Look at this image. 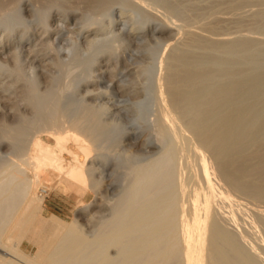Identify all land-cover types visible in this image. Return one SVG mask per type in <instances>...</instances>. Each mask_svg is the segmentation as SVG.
I'll use <instances>...</instances> for the list:
<instances>
[{"label":"bare ground","instance_id":"obj_1","mask_svg":"<svg viewBox=\"0 0 264 264\" xmlns=\"http://www.w3.org/2000/svg\"><path fill=\"white\" fill-rule=\"evenodd\" d=\"M23 1L0 0V27L8 29L10 34L14 29V24L18 21L22 22L20 10L24 4ZM150 1L153 4L161 5V8L163 7L161 11L165 8L166 12L175 20L174 17L183 19L187 17L184 19V25H187L185 23L188 22L186 20L190 15L195 18L190 16L189 20L196 19L198 23L194 22L199 25L195 26L198 29L196 31L187 28L185 31L181 29L184 33L182 34L183 39L182 35V40L179 38L180 42H176L178 38L176 41L173 38H167L173 39L176 44L169 45L168 50L170 51L166 54L167 57L162 54L161 59H165L159 60L157 64L153 62L155 67L147 66L153 68V71L157 69L156 74L149 82L150 84L147 82L145 84V80L141 81L142 86L146 85L145 90L149 87L147 85H150L147 95L142 93L139 97L138 93L137 99L135 100L134 96V101L131 100L130 107L132 108L129 114H132L133 119L137 121L140 118L139 115L136 117L139 103L145 97L148 98V105L142 103L141 108L148 106L147 112L143 111L151 118H142L141 116L140 120L145 119L144 125L151 132V142L148 139L145 150H150V152H147L143 158L139 157V159L136 155L138 159L133 158L130 161L126 159L125 161H128L126 164L123 163V159L117 157L111 161L115 154L111 156V149L109 151L106 148L117 140L118 126L115 130H111L110 126L105 124L102 119L108 108L95 107L84 98L85 93L89 95V99L98 98L101 96V92L96 89H93L96 91L93 92L90 89L84 92L83 97L75 96L79 84L89 81L90 67L94 65L92 62L95 58L94 52L100 49H93L92 54L94 55L89 53L90 55L86 56L88 53H84L85 56H83L81 50V54H78L75 52L77 48L71 44V48L68 46L71 52L65 48L69 54L66 52L67 55L64 56L69 57L65 58L66 61L65 59L61 61V57H58L59 54H56L58 51L54 53L52 44L51 50L54 52L50 51L57 55H55L56 60L53 57L55 61L50 58L51 52L48 53V58L52 60L53 68H56L54 69L57 70L56 74L58 73V75L54 74L55 77L51 75L54 70L51 68L52 66L49 67L51 60L48 61L49 63L44 62L46 66L47 63L49 64L48 67L41 64L39 69L41 66H43V70L52 69L51 76L48 75L49 79L46 76L48 81L46 80L43 87H40V75L35 74L36 66L31 65L34 71H30V69L27 72L26 70L29 68L25 70L24 66H21L22 63L18 62V56H23V54L17 49L13 58H11L12 55L9 56L11 60H14L11 66H6L10 62L6 65L3 64L2 61L5 60L0 62L7 67L5 69L3 66L2 71L13 80V82L11 80L12 83L9 82L10 85L3 84L4 87L2 82L3 89L0 91L4 94L5 86H7V91L9 89L8 92H11L13 87L18 88L16 90L20 96H18L19 94L15 96L14 90L10 96L20 97L24 109L27 108L29 111L27 114H23L14 110L13 108L20 104L17 102L12 108L13 113L8 115L9 122L4 118L8 124L3 122L4 119L3 121L0 119V253L3 254L0 255V264H264L262 244L260 246L254 242V238L253 240L249 239L251 232L249 234L244 227L239 226L240 224L236 220L238 218L235 216L237 211L234 212L230 207V204L237 202L233 193L247 196V198L253 199L254 203L263 201L264 204V41H260L263 43L260 45L259 42L243 34L237 36L224 34V36L221 34V30L228 26V21L225 22L228 16L224 17L225 20L213 16L214 14L225 16L227 15L224 14L225 12L232 16L238 15L236 11L241 8L248 6L250 9V4L260 7L264 0ZM34 3L38 7L32 5L35 10L31 9L34 11L31 13H35L37 19L43 24L46 22V25L50 15L48 12L53 8H57L55 11L60 9L63 15L65 13L71 16L76 10L82 8L81 12L78 11L81 16L87 17V20L90 23L92 21L93 24L96 19L102 17L98 20L102 25L103 17L106 19L111 15L110 12L114 6H119L121 10L136 9L140 27L154 23L167 29L170 22L168 17L162 14L163 18L167 17L169 22L160 19V17L156 18L157 14L154 16L153 12H150L152 9L148 11V7L146 8L141 0H34ZM153 4L152 6H154ZM263 4L261 5L264 6ZM30 5L29 8H32ZM197 9L200 12L194 15L196 12L194 10ZM257 9L256 12H252L253 14L250 13L251 18L264 22V8H262L263 10ZM27 10L29 9L27 8ZM204 10L209 12L208 17L204 15ZM217 12L222 13L217 14ZM203 15L206 18L202 17ZM246 15L244 14L245 17ZM197 16L200 17L197 18ZM209 16H213V19L205 21ZM83 17L79 16V18ZM239 18H234L235 21L233 18H229L230 27L232 23L235 27L240 26L241 30L242 19L239 20ZM243 20L245 21V19ZM244 24L248 26L247 23L244 22ZM164 27L163 30H165ZM232 27L229 32H235V27ZM254 27L256 25L251 28V31L259 28V26L258 28ZM25 28H20L23 30L18 35L19 40L25 37L27 33ZM43 28L45 32L48 30V26ZM61 28L63 27L61 26ZM256 30L252 32L257 34ZM220 31L221 33H219ZM251 31L248 30L250 33ZM12 33L13 37L9 33V36H6L14 38V31ZM263 33L264 31L261 32V34ZM163 38L160 40L159 37L157 43L166 42H163ZM92 43L89 44L92 46L95 42ZM50 44L48 43V47ZM42 45L44 44L42 43ZM54 46L56 47L55 44ZM48 47L46 45L45 49L41 51L46 52ZM138 48L145 50L150 48L149 51L153 49L143 46ZM33 49H35L34 46ZM60 49H58L59 52L64 50ZM88 49L90 50V48ZM105 49L107 50V48ZM154 52L152 50L151 55ZM113 55L115 53L110 50L107 56ZM36 56L34 54L35 58ZM45 56L48 55L45 53ZM34 57L32 60L35 59ZM39 57L44 59L42 55ZM70 57L75 61L74 64L79 65L78 68L76 67L77 70H75L76 68L74 70L77 72L81 68L79 73L77 72L78 74L75 72L73 74L71 72L73 69L69 70L74 67L67 63ZM58 58L60 59L57 60ZM117 58L119 59V57ZM38 59L40 60V58ZM38 59L37 61H39ZM28 63L33 64L34 62ZM66 63L70 66H66ZM91 63L92 66H90ZM150 71L149 73H151ZM140 72L144 74L142 70ZM48 73L49 71H47ZM4 75L2 73L0 76ZM137 76L139 77V75ZM5 77L7 76L5 75ZM103 78L96 79L95 85H105L107 82ZM112 80H109V84ZM133 81L135 82V80ZM140 85L138 84V86ZM105 86L109 87L110 85ZM136 90L138 89L136 88ZM124 92H122L123 95ZM127 94L125 93V98ZM3 99L5 100L6 96ZM6 100L9 101V99ZM129 101L127 102L129 103ZM1 106L3 107V104ZM23 106H21L22 109ZM2 114L0 113L1 117H3ZM3 115L8 117L7 113ZM127 120L132 123V119ZM117 125L120 126V124ZM138 128L136 129L138 130ZM47 139H52V144L48 143ZM124 143L126 144V142ZM249 147L252 148V151L245 152ZM52 180L61 184L64 191L77 192L81 200H84L87 192H91L92 195L99 196L101 199L103 197L101 193L104 190L108 194L105 199L111 201V204L108 205L105 201L103 203L100 200L103 204L100 205L99 202V205H95L97 211L92 212L94 218L89 219H96L94 222L92 221L91 229L87 232L84 231L85 228L84 230L80 229L76 216L62 230L42 234L36 230V227H42V221L36 217V212L40 208L43 198L37 195L39 191L36 193V188L46 182L53 183ZM101 186L103 187L102 192ZM44 187L46 188V186ZM81 200L79 199V203L82 202ZM90 206L91 203L83 205L79 212L80 217ZM251 213H254L253 219L256 220L257 225L261 223L260 225L264 226V213L262 214L261 211ZM237 217H239L238 214ZM240 218L238 221L242 219ZM241 221L243 223L245 219ZM35 223L36 227H33ZM263 230L261 228L262 236ZM256 239L258 240V238ZM23 240L35 248L33 253L29 252L30 246L23 245Z\"/></svg>","mask_w":264,"mask_h":264},{"label":"rangeland","instance_id":"obj_2","mask_svg":"<svg viewBox=\"0 0 264 264\" xmlns=\"http://www.w3.org/2000/svg\"><path fill=\"white\" fill-rule=\"evenodd\" d=\"M142 2H143V5L147 8L148 7V11L150 10V9H152V10H150V12H153L152 14L156 17V18H159L160 17V19H163V20H165V21H167V22H169V28L167 27V29H165V27H164V29L165 30H163V27H161V26H158L157 24H154V23H151V24H148V25H146V26H144V27H140L141 25H139L140 24V22H139V18H138V16H137V14H138V11L136 10V9H130V8H126L125 10H121V8H119V6H114V8L112 9V11L110 12V14L111 15H109V16H107L106 17V19L103 17V22H102V25H101V22L100 21H98L100 18L102 19V17H99L98 19H96L95 20V23L93 24V22L91 21V19H89L90 21H91V23L87 20L88 18L87 17H83V16H81V9L82 8H80L79 10H76L75 12H74V15H67V14H65L64 13V15H63V13L61 14V11H60V9L59 10H57V11H55L56 9L55 8H53V10H49V12H48V14L50 13V15L48 16V21H47V25H46V22H45V24H43V23H41L38 19H37V17H36V14L35 13H31V12H34V11H31V9H33V10H35V8L34 7H36L37 6V2L35 1V3H37L36 4V6H35V3H34V0H32V1H28L29 3H34V4H29L28 2H27V0H24L23 1V5H22V7H23V9H22V7H21V10H20V14L22 15H20V17H22L21 18V21L22 22H17V23H15L14 25V29H13V31H14V38H12L13 37V31L11 32V34H10V32H8V29H6L5 30V28L3 27V28H1L0 27V52H2V53H0V62L2 61V60H5V61H2L3 62V64H7V63H9V64H7L6 66H11L12 65V63H13V59L11 60V58H13V54L15 55L16 54V52H17V50H18V52H20L21 54H23V56H18V58H19V63L21 64V66H24L23 68L26 70L27 68H29V69H27L26 71L27 72H29V70L30 71H34V70H32V68H31V65L32 66H36V69H35V71L37 72H35V74L37 75V76H39V81L41 80L42 81V83H41V81H40V87H43L45 84H46V80L47 79H49V77L51 76V75H53L54 77H55V75L54 74H56V72H57V70L55 71V69L53 68V65H52V60L53 61H55L56 60V57H55V55L57 54H59L58 55V57H61V61H62V59H65L67 56H64V55H67V53L69 54V52L68 51H65V48H67L66 50H69L71 47H70V45L72 44H74L73 45V47L75 46L76 48H74V49H76L75 50V52H77L78 54H81V55H83L84 53H88L86 56H88V55H94L95 54V58H94V60L92 61V62H94L93 64L95 65H93L92 66V63L90 64V66H92V67H90L91 69V71H90V79H92V80H90L89 79V81L91 82H89V84H88V82H86V83H84V82H82V83H80L79 85L80 86H78L76 89H77V92L75 93V96L77 97V98H79V97H83V94H84V92L85 91H89L90 89L91 90H93V89H96V90H99V92H101L100 94H101V96L100 97H98V98H91V99H89V95L87 94V93H85V99H86V101L88 102V100L90 101L89 103H91V104H93V106H95V107H99V106H102V107H105V108H108L107 109V111H106V113H104V115L102 116L103 118V120H104V122H105V124H108L109 126H110V128H111V130H115L116 129V127L118 128V132L120 133H118V136L116 137V139L118 140H116L115 142H112V143H114V144H110L109 146H108V148H106V150H109L110 151V149H111V156L112 155H114L113 157H112V159H111V161H113V158L115 159L116 157L117 158H121V159H123V163L124 164H126V162H128V161H130V160H132L133 158H136V159H138L139 157L140 158H143V156H145V154H147V152H150V150H145L146 148H145V145L147 144V141H149V142H151V135H150V131H148L149 129L147 128V126L146 125H144V120L143 119H141L140 120V118H141V116H142V118H151V116H148L145 112H147V108H148V106L146 107V106H144V108H141V106H143V104L142 103H147L146 105H148V98L146 99V97L142 100V102H140L139 103V108H138V106H137V108L139 109V111L134 107V109L135 110H137V116L136 117H138V115H139V117L140 118H138V120L137 121H135V119H133L134 118V116L132 115V114H129L130 113V110H131V108L132 107H130L131 106V100H133L134 101V96H135V100L137 99V97L139 96H141L142 95V93L144 94V95H147V93H148V88H150V85H147V90H145L146 89V82L148 83V84H150L149 82L151 81V78H153V75H155L156 73H155V71L157 72V69L155 70V71H153V68H151V67H155V66H153V62H155V64H157V62L159 61V60H163V59H165V58H163V59H161L163 56L164 57H167V55L166 54H168L169 52L168 51H170V50H168L169 48H170V46H172L173 44H176L175 43V41H176V38H180L181 39V35L184 33L183 31H185V30H187V29H192V30H198L195 26H197V25H199V24H195V22L196 23H198V20H196V19H192V21H190L189 20V18H190V16H188L189 18H188V20H186V22L187 23H185V24H187V25H184V19H187V17L186 18H182V17H174V18H176V20L175 19H173L172 18V16L170 15V14H168L167 12H166V10H165V8H164V10H165V13L163 12V11H161L162 10V8H161V5H158V3L155 5V4H153L150 0L148 1H144V0H141ZM148 2V3H147ZM148 5H147V4ZM154 5V6H152V4ZM264 2H262L261 4H263ZM150 4V5H149ZM260 4V7H257V5L256 4H252L253 5V7H252V5L250 4L249 6H251L250 7V9H249V7L248 6H245V8L243 7V8H241L239 11H236L237 12V14L238 15H236V14H234L233 16L230 14V13H224V14H227V15H225V16H221V15H213V16H217V17H221L222 19L225 17L226 18V16H230L229 18H233V21H235L237 18H239L240 16H242V17H244V18H239V20L240 19H242V26H241V30H240V26H237V27H235V26H233L232 25V23H231V27L233 26V27H235V32L234 31H230L229 32V29L231 28L230 27V23H229V21H230V19L227 17L226 18V23H227V21H228V23H227V27H230L229 29H227L228 30V32H227V30L225 29V28H227L226 26H225V28L223 29V30H221L222 31V33H221V31L219 32V33H221V34H227V36H237V35H240V34H243V35H246L248 38H250V39H252V40H255V41H257V42H259L260 43V45H262L263 43H261L260 41H264V33L263 34H261V32L262 31H264L263 29H264V22H260V21H256V20H253L252 18H251V16H250V13H254V12H256V9L258 8H260L261 10H263L262 8H264V6H262ZM24 5H26V6H24ZM29 5L30 6H32V8H29ZM256 5V6H255ZM264 5V4H263ZM160 6V7H159ZM208 6V5H207ZM38 7V6H37ZM27 8L29 9V10H27ZM154 8V9H153ZM120 9V10H119ZM205 9V8H204ZM257 9V10H258ZM259 9V10H260ZM206 10H208V9H206ZM250 10V11H249ZM252 10V11H251ZM254 10V11H253ZM22 11V12H21ZM51 11V12H50ZM59 11H60V13H59ZM78 11H80V12H78ZM194 11H196L195 13H194V15H196V13L198 14L199 12H200V10H199V12H198V9L197 10H194ZM209 11V10H208ZM206 12L205 10L203 11V13H204V15H207L209 12ZM125 12V13H124ZM158 12V13H157ZM193 12V11H192ZM235 12V13H236ZM27 13H29V14H27ZM56 13V14H55ZM79 13V14H78ZM164 13V14H163ZM166 13H167V15H166ZM206 13V14H205ZM222 13V12H221ZM221 13H219V12H217V14H221ZM239 13H241L240 14V16H239ZM252 13V14H253ZM35 14V16H33ZM47 14V15H48ZM76 14V15H75ZM164 15V16H167L166 18L169 20H167L165 17V19L163 18V16L162 15ZM223 14V15H224ZM233 14V13H232ZM244 14L246 15V17L244 16ZM53 15V16H52ZM63 15V17H61ZM169 15V16H168ZM202 16V17H205V16ZM209 15V14H208ZM208 15H207V17H208ZM236 15V16H235ZM31 16V17H30ZM32 16H33V18H32ZM67 16V17H66ZM79 16L80 17H83V18H79ZM134 18H133V17ZM213 16H209V18H207V19H205V21H211L212 19H213ZM235 16V17H234ZM237 16H239V17H237ZM119 17V18H118ZM130 17V18H129ZM171 17V18H170ZM193 16H191V18H192ZM198 17H200V16H197V18ZM27 20H26V19ZM54 18V19H53ZM193 18H195V17H193ZM206 18V17H205ZM225 18L223 19V20H225ZM234 18H236V19H234ZM36 19V20H35ZM78 19H80V20H78ZM177 19H179V20H177ZM201 19V18H200ZM228 19V20H227ZM243 19H245V21L243 20ZM250 21H249V20ZM24 20H26V21H24ZM28 20H29V22H28ZM61 20V21H60ZM89 22L88 24H87V21ZM93 20V19H92ZM133 20V21H132ZM138 20V21H137ZM202 20V19H201ZM232 20V19H231ZM32 21V22H31ZM112 21V22H111ZM114 21V22H113ZM129 21H131V22H129ZM176 21V22H175ZM178 21H180V22H178ZM189 21H190V23H191V25H190V23H189ZM195 21V22H194ZM203 21H204V18H203ZM232 21V22H233ZM245 23H247V25L248 26H245L246 24H244V22ZM256 21V22H255ZM38 22H40L39 23V25H38ZM81 22V23H80ZM136 22H138L137 24H136ZM231 22V21H230ZM20 23H21V25H20ZM24 23V24H23ZM26 23H28V24H26ZM69 23V24H68ZM99 23H100V25H99ZM117 23V24H116ZM226 23H225V25H226ZM253 23H255L254 25H256V27L258 28V26H259V28L261 27V29L260 30H256L257 31V34H256V32H252V31H255V30H252L251 31V28L254 26V25H252ZM259 23V25L257 26V24ZM23 24V25H22ZM41 24V25H40ZM43 24V25H42ZM66 24V25H65ZM75 24V25H74ZM82 24V25H81ZM93 24V25H92ZM104 24V25H103ZM107 24V25H106ZM130 24V25H129ZM173 24V25H172ZM193 24H194V26H193ZM233 24H234V22H233ZM243 24H244V26H243ZM27 25H28V27H27ZM84 25V26H83ZM99 25V26H98ZM177 25H179V26H181V27H179V26H177ZM234 25H236V24H234ZM261 25V26H260ZM17 26V27H16ZM29 26H30V28H29ZM39 26H41V27H39ZM44 26H48V30H47V28H46V32H45V30H44V28L43 27ZM60 27V29H59V27ZM61 26L63 27V28H61ZM95 26V27H94ZM137 26H138V28H137ZM149 28H148V27ZM176 26V27H175ZM186 26H188V27H186ZM193 26V27H192ZM252 26V27H251ZM26 27V28H25ZM82 27V28H81ZM104 27V28H103ZM157 27H158V29H160V30H158L157 29ZM184 27V28H183ZM198 27V26H197ZM232 27V28H233ZM244 27V29H242ZM256 27H254V28H256ZM19 28V29H18ZM20 28H25L26 30H27V33H26V35H25V37L24 38H26L27 36H29V37H27L26 39H20L19 40V38H18V35H19V33L23 30V29H20ZM41 28V29H40ZM55 28H58V29H55ZM87 28V29H86ZM156 28V29H155ZM179 28H180V30H179ZM185 28H187V29H185ZM194 28V29H193ZM263 28V29H262ZM16 29V30H15ZM18 29V30H17ZM24 29V30H25ZM53 29V30H52ZM101 29V30H100ZM155 29V30H154ZM183 31H182V30ZM239 29V30H238ZM25 30V31H26ZM42 30V31H41ZM64 30V31H63ZM83 30V31H82ZM95 30V31H94ZM154 30V31H153ZM157 30V31H156ZM226 30V31H225ZM230 30H232V29H230ZM243 30V31H242ZM248 30L249 31H251V33L250 32H248ZM262 30V31H261ZM9 33V35L11 36L12 35V37L10 38V37H7V36H9L8 35V33ZM30 31V32H29ZM32 31V32H31ZM49 31V32H48ZM97 31V32H96ZM129 31V32H128ZM176 31V32H175ZM180 31H182V32H180ZM240 31H242V32H240ZM246 31V32H245ZM259 31V32H258ZM261 31V32H260ZM4 32V33H3ZM6 32V33H5ZM100 32V33H99ZM139 32V33H138ZM175 32V33H174ZM225 32V33H224ZM227 32V33H226ZM243 32H245V33H243ZM46 33V34H45ZM78 33V34H77ZM228 33H230L229 35H228ZM233 33H235V34H233ZM237 33V34H236ZM239 33V34H238ZM248 33V34H247ZM253 33H255V34H253ZM5 34V35H4ZM48 34V35H47ZM128 34V35H127ZM141 34V35H140ZM259 34H261V35H259ZM4 35V36H3ZM7 35V36H6ZM50 35V36H49ZM58 35V36H57ZM123 35V36H122ZM127 35V36H126ZM179 35H180V37H179ZM224 35V36H225ZM6 36V37H5ZM43 36V37H42ZM54 36H57L56 38L54 37ZM136 36V37H135ZM140 36V37H139ZM156 36V37H155ZM176 36V37H175ZM3 37V38H2ZM18 39H16V38ZM90 37V38H89ZM133 37V38H132ZM143 37V38H142ZM160 37V40H162L161 38H163V37H165V38H163V42L164 41H166V42H164V43H162V41H160L161 43H157V39ZM173 38L175 41H173V39H167V38ZM175 37V38H174ZM7 38V39H6ZM9 38V39H8ZM41 38V39H40ZM53 38V39H52ZM98 38V39H97ZM129 38V39H128ZM131 38V39H130ZM15 39V40H14ZM38 39H39V41H38ZM68 39H70V40H72V41H70V40H68ZM88 39H90V40H88ZM91 39H92V41H91ZM96 39V40H95ZM133 39V40H132ZM156 39V40H155ZM178 39H177V41L176 42H180V39H179V41H178ZM182 39H183V35H182ZM181 39V40H182ZM256 39H258V40H256ZM261 39V40H260ZM54 40V41H53ZM57 40V41H56ZM95 40V41H94ZM128 40V41H127ZM141 40V41H140ZM171 40V41H170ZM15 41V42H14ZM37 41V42H36ZM56 41V42H55ZM65 41V42H64ZM68 41H69V43H68ZM94 43V45H90L89 43ZM91 41V42H90ZM97 41H98V43H97ZM158 41V42H159ZM9 42V43H8ZM47 42V43H46ZM137 42V43H136ZM42 43L46 46L47 45V47H48V43L50 44V48L48 47V49L46 48V52L45 51H41L42 49L44 50L45 48V46L44 45H42ZM75 43H77V44H75ZM92 43V44H93ZM104 43V44H103ZM154 43H156V44H154ZM8 44V45H7ZM20 44V45H19ZM53 44V45H52ZM54 44L56 45V47L54 46ZM97 44V45H96ZM53 47H52V46ZM71 45V46H72ZM88 45H90V46H88ZM119 47H118V46ZM170 45V46H169ZM13 46H15V47H13ZM33 46H34V48L35 49H33ZM68 46L70 47L69 49H68ZM78 46V47H77ZM152 47L153 49V54L151 55V53L150 52H152V50L151 51H149V49L148 50H145V49H143V48H140L141 49V51H140V49L138 48V47ZM263 46H264V44H263ZM2 47H3V49H2ZM40 47V48H39ZM43 47V48H42ZM51 47H52V49L55 51H53V50H51ZM86 47V48H85ZM116 47V48H115ZM121 47V48H120ZM169 47V48H168ZM27 48V49H26ZM63 48L64 50H61V49ZM88 48H90V50H91V52H90V50L88 49ZM105 48H107V50H108V52H107V50L105 49ZM118 48V49H117ZM138 48V49H137ZM17 49V50H16ZM30 49H32V50H30ZM57 49V50H56ZM58 49H60L61 51L59 52V50ZM87 49V50H86ZM96 50V49H100V50H96L97 51V53H96V51L94 52V50ZM102 49V50H101ZM130 49V50H129ZM144 51H143V50ZM2 50V51H1ZM15 50V51H14ZM29 50V51H28ZM48 50V51H47ZM53 51L54 53H56L57 51V53L56 54H53V52H51V51ZM80 50H81V53H80ZM89 50V51H88ZM110 50H112L114 53H115V55H113V56H110V57H108L107 55L109 54V51ZM11 51H13L12 53H11ZM31 51V52H30ZM70 51V50H69ZM100 52V54H99V52ZM148 52V54H147V52ZM15 52V53H14ZM30 52V53H29ZM51 52V54H50V58L52 59H50V58H48L49 57V54L48 53H50ZM67 52V53H66ZM71 52V51H70ZM94 52V54H92ZM104 52V53H103ZM165 52H167V53H165ZM29 53V54H28ZM37 53H41V54H37ZM44 53V54H43ZM45 53H46V55H48V56H45ZM90 53V54H89ZM103 53V54H102ZM108 53V54H107ZM126 53V54H125ZM137 53V54H136ZM156 53V54H155ZM9 54V55H8ZM31 54V55H30ZM33 54V55H32ZM34 54H35V56H36V54H37V56H36V58L34 57ZM100 55V56H96V55ZM118 54V55H117ZM162 54H163V56H162ZM166 56H165V55ZM8 55V56H7ZM11 55H12V57H11ZM29 55V56H28ZM45 56L44 57V59L42 58V57H39V56ZM56 55V56H57ZM2 56V57H1ZM11 58H10V57ZM83 56H85V55H83ZM116 56V57H115ZM23 57V58H22ZM35 58V59H33L32 60V58ZM55 59H53V58ZM69 57V56H68ZM67 57V58H68ZM115 57V58H114ZM117 57H119V59L117 58ZM130 57H132V58H130ZM17 58V57H16ZM17 58V59H18ZM38 58H40V60L38 59ZM42 58V59H41ZM48 58V59H47ZM109 58V59H108ZM126 58V59H125ZM130 58V59H129ZM135 58V59H134ZM24 59H26L25 61H23ZM30 59H31V61H32V63L33 64H31V63H28V62H31L30 61ZM37 59L39 60V61H37ZM60 58H58L57 60H59ZM100 59V60H99ZM129 59V60H128ZM157 59V60H156ZM36 60V61H35ZM50 60H51V63H50V65L48 64L49 62H50ZM67 59H65V61H66ZM116 62H115V61ZM136 62H134V61ZM8 61V62H7ZM21 61V62H20ZM46 61L48 62L47 63V66L45 65V63H46ZM64 61V62H65ZM69 61V62H68ZM67 61V63L68 64H70V65H72V66H74L73 68L71 67H69L70 69V71L73 69L74 70V68H78L79 67V65H77V64H74L75 63V61L74 60H72L71 59V57H70V59ZM71 61V62H70ZM108 61V62H107ZM138 61H139V63H138ZM4 62H6V63H4ZM27 62V63H26ZM40 62V63H39ZM45 62V63H44ZM98 62V63H97ZM114 62H115V65H114ZM119 62V63H118ZM126 62V63H125ZM131 63V64H128V63ZM133 62H134V64H133ZM261 62V61H260ZM263 62V61H262ZM39 63V64H38ZM66 63V64H67ZM123 63V64H122ZM24 64V65H23ZM43 65L44 64V66H46V67H48V65H49V67L50 66H52L51 68L52 69H54V70H52V69H50V68H46V67H44V68H46V69H44L43 70V66H41L40 67V69H39V66L40 65ZM66 65V66H70V65ZM102 64V65H101ZM106 64V65H105ZM117 64V65H116ZM262 64V63H261ZM0 65H2V63H0ZM5 65H2V67H0V70H1V72L3 73V75L5 74L7 77H5V75L4 76H0V86H1V83H2V85L4 84V85H10L9 84V82H11V80H12V77H10V76H8L6 73H4V71H2V69L5 67V69L7 68ZM29 65H30V67H29ZM77 65V66H76ZM134 65H136V66H134ZM4 66V67H3ZM8 66V67H9ZM34 66V67H35ZM66 66H65V68H66ZM120 66V67H119ZM147 66H151V67H147ZM100 67V68H99ZM115 67V68H114ZM141 67H143V68H141ZM77 68L75 69V70H77ZM106 70H105V69ZM112 68V69H111ZM145 68V69H144ZM151 68V69H150ZM49 69V70H48ZM103 69V70H102ZM112 71H111V70ZM117 69V70H116ZM126 69V70H125ZM155 69V68H154ZM38 70V71H37ZM51 70H52V72H51ZM71 71L72 73L73 72H75V73H79V71L81 70V68L76 72L75 70L74 71ZM93 70V71H92ZM120 70V71H119ZM124 70V71H123ZM130 70V71H129ZM143 71L144 72V74L142 73V72H140V71ZM150 70H152V71H150L151 73H149V71ZM39 71H43V72H40L39 73ZM47 71H49V73L47 74ZM101 71H103V72H101ZM110 71H111V73H110ZM123 71V73H121ZM0 72V75H2V73ZM46 72V74H43V73H45ZM50 72H51V75H50ZM54 72V73H53ZM93 74H92V73ZM95 72V73H94ZM98 72V73H97ZM116 72V73H115ZM140 72V73H139ZM53 73V74H52ZM75 73H73V74H75ZM77 73V74H78ZM131 73V74H130ZM76 74V75H77ZM101 74V75H100ZM111 74V75H110ZM122 74V75H121ZM139 75V77L137 76V75ZM143 76H142V75ZM48 75H50V76H48ZM56 75H58V73L56 74ZM92 75H94V76H92ZM96 75H99L100 77H96ZM114 75V76H113ZM121 75V76H120ZM127 75V77H125ZM150 76V77H147V76ZM48 78H47V77ZM73 76V75H72ZM113 76V77H112ZM5 79H4V78ZM45 77V79L43 80V78ZM57 77V76H56ZM91 77H93L94 78V80H93V78H91ZM104 77V78H103ZM118 77V78H117ZM139 79H138V78ZM47 78V79H46ZM99 78H103V79H105V81L107 82L105 85H110L109 87H107V86H105V85H95L96 83H97V80L99 79ZM113 78H115V79H113ZM128 78V79H127ZM129 78H131L130 80H129ZM97 79V80H96ZM112 80L111 81V84H109V80ZM122 79V80H121ZM129 82H128V81ZM132 80V82H134L133 80H135V82L134 83H132V82H130ZM143 80H145V84H144V86H142V82L141 81H143ZM43 81H44V83H43ZM48 81V80H47ZM120 81V82H119ZM122 81V82H121ZM126 81V82H125ZM12 82H13V80H12ZM11 82V83H12ZM125 82V83H124ZM144 82V81H143ZM83 83H84V85H83ZM94 83V84H93ZM119 83V84H118ZM131 83V84H130ZM86 84V85H85ZM130 84V85H129ZM138 84L141 86V88H140V86H138ZM4 85H3V87H4ZM96 87H95V86ZM122 85V86H121ZM126 86V87H124V86ZM137 85V86H136ZM118 86V87H117ZM131 86H132V88H131ZM6 87V89L4 88V90L5 91H3V92H5L4 94L0 91V93H2V94H0V105H2L3 104V107L1 106L0 107V113L2 114V112H3V114H5L6 115V113H7V116L10 114H12L13 113V111L14 110H17V112H22L23 114H27V112H29L28 111V109L27 108H25L24 109V106L22 105V101H20V97H18V96H20V94H19V92H17V90L16 89H18V88H15V87H13L12 88V90H14V92L11 90V92H8L9 91V89H8V91H7V86H5ZM104 87V88H103ZM143 87V88H142ZM1 89L0 90H2L3 88H2V86L0 87ZM9 88V87H8ZM80 88V89H79ZM82 88V89H81ZM109 88V89H108ZM125 88V89H124ZM134 88H135V90H136V88L138 89V90H134ZM139 88H140V90H139ZM86 89V90H85ZM132 90V91H131ZM104 91H106V92H104ZM107 91H108V93H107ZM124 91H128V92H130V93H128V92H124ZM139 91V92H138ZM8 92V93H7ZM15 93V96L16 95H18L16 98H15V96H10L11 94H13V93ZM79 92V94L77 95V93ZM93 92H96L95 90H93ZM115 93V95H113L114 93ZM122 92H124V95H123V93ZM135 92H137L136 94H134ZM106 93V94H105ZM125 93L127 94H129L130 95V97H129V95L127 94V99L125 98ZM133 94V96H131L132 94ZM139 93V94H138ZM121 94V95H120ZM138 94V96H136ZM113 95V96H112ZM120 95V96H119ZM123 95V96H122ZM5 96H6V99H9V101H11L10 103H9V101L7 102V100L5 101L3 98H5ZM106 96V97H105ZM122 96V97H121ZM12 97V98H11ZM119 97V98H118ZM102 98V99H101ZM122 98V99H121ZM96 99V100H95ZM98 99V100H97ZM101 99V100H100ZM118 99H120L119 101H118ZM130 101H129V100ZM147 100V102H146V100ZM2 100H4V101H2ZM106 100V101H105ZM112 100V101H111ZM114 100H115V102H114ZM122 100V101H121ZM126 100V101H125ZM12 101H13V103H12ZM105 103H104V102ZM127 101H129V103L127 102ZM17 102L18 103H20L19 104V106L17 105V106H15L14 104H17ZM103 103L105 104V106L103 105ZM126 105H125V104ZM117 104V105H116ZM129 104V105H128ZM142 104V105H141ZM4 105H7V106H4ZM8 105H10V106H8ZM13 105V106H12ZM121 105V106H120ZM123 105V106H122ZM15 106V108H13ZM21 106H23V109H22V107ZM110 106V107H109ZM6 109H5V108ZM130 107V108H129ZM146 107V108H145ZM2 108V109H1ZM9 110H8V109ZM14 110H13V109ZM116 108V109H115ZM119 110H118V109ZM12 109V110H11ZM22 109V110H21ZM8 110V111H7ZM26 112H25V111ZM117 110V111H116ZM145 112H144V111ZM2 111V112H1ZM119 111V112H118ZM25 112V113H24ZM144 112V113H143ZM110 113V114H109ZM128 115H127V114ZM2 114V116L3 117H1V115H0V119H2V121H3V119L5 118V119H7L6 121H8V120H10V118H9V116L8 117H5L4 115ZM29 114V113H28ZM118 115V116H117ZM125 115V116H124ZM127 115V116H126ZM148 117H147V116ZM120 117V118H119ZM122 118V119H121ZM5 119H4V123H7L8 124V122H6L5 121ZM105 119H106V121H105ZM127 119H132L131 121H132V123H130V120L128 121ZM126 120V121H125ZM1 121V120H0ZM128 121V122H127ZM138 121H141V122H139L138 123ZM133 122H135V123H133ZM117 124H120V126L119 125H117ZM133 126H132V125ZM144 125V128H147V129H145L144 130V128H143V125ZM135 125H136V127H135ZM142 126V127H141ZM120 127V128H119ZM140 129H139V128ZM136 128H138V130L136 129ZM122 130H123V132H122ZM121 131V132H120ZM138 131V132H137ZM143 131V132H142ZM140 132V133H139ZM142 132V133H141ZM149 132V133H148ZM127 133V134H126ZM146 133V134H145ZM149 134V135H148ZM122 135H123V137H122ZM263 136H264V134H263ZM262 136V137H263ZM143 137V138H142ZM124 138V139H123ZM142 138V139H141ZM145 138H147V139H145ZM264 138V137H263ZM130 141H129V140ZM149 139V140H148ZM144 140H146V141H144ZM264 140V139H263ZM128 141V142H127ZM47 142L48 143H50V144H52V139H47ZM124 142H126V144L124 143ZM131 142V143H130ZM145 142V143H144ZM117 143H119V144H117ZM130 143V144H129ZM144 143V144H143ZM132 144H135V145H132ZM111 145H113L112 147H111ZM115 145V146H114ZM118 145H120V146H118ZM126 146V147H125ZM136 146V147H135ZM110 147V148H109ZM116 147H119V148H117L116 149ZM116 152H115V151ZM247 151H245V152H251L252 151V148L251 147H249V149L247 148L246 149ZM117 151H119V152H117ZM113 152V153H112ZM118 153H119V155H118ZM138 153V154H137ZM140 153V154H139ZM142 153V154H141ZM117 154V155H116ZM120 155H121V157H120ZM136 155H137V157H136ZM119 156V157H118ZM131 156H133V157H131ZM135 156V157H134ZM139 158V159H140ZM126 159H128V161H125ZM110 161V162H111ZM109 162V163H110ZM53 181V183H50V182H46V184H41V185H39L37 188H36V193L39 191V193H37V195H39V196H41L43 199H42V203H41V205H40V208L38 209V211L36 212V214H37V218L38 219H40L41 221H42V227L40 228V227H36V223L33 225V227H36L37 229V231H39L40 233H42V234H47V233H51V232H53V231H60V230H62L63 228H64V226L66 225V224H68V223H70V221H73L74 219H75V217L77 216V218H78V220H77V224L79 225V227H80V229H82V230H84V228H85V232H87V231H89L90 229H91V223H92V221L94 222V220L96 219H89V218H94L93 216H92V212H94V211H97V207L95 206V205H99L98 203L100 202V200H102L101 202H103V201H105L106 202V204H108V205H110L111 204V201H106V197L108 196V194L107 193H105L104 192V190H103V187L101 186V192H102V190H103V193H101V195L103 196L101 199L99 198V196H94V195H92V193L91 192H87V194H86V196H85V198H84V200H81V198H80V195L77 193V192H75V191H64L65 189H64V187L61 185V184H59V183H56V181L55 180H52ZM49 183V184H48ZM47 184H48V186H47ZM53 185V186H52ZM55 185V186H54ZM44 186H46V188L44 187ZM49 187V188H48ZM53 187V188H52ZM75 192V193H74ZM75 194H77V195H75ZM235 194V195H234ZM233 196H234V198L237 200V202H233L232 204H230V207L233 209V211L235 212V210L237 211V212H235V216H236V218H240L241 220H243V219H245V221H246V223H248L247 225L249 226H247L246 225V223H245V221H243V223H242V221L241 220H239L238 221V219H236L237 220V222L240 224L239 226H242V228L244 227L246 230H247V232H249V234H250V232H251V234H250V236L251 237H249L248 235V237H249V239L251 240H253V238H254V242H256V243H258L260 246H261V244H262V246H263V248H264V232H263V236L261 235V233H262V231H261V228H262V230H263V225H260V224H258L257 225V222H255L254 221V219H253V215H254V213L252 214L251 212H255V211H261L262 212V214L264 213V204H263V201H255V203H254V200L253 199H251V198H247V196L245 197V196H242V195H239L238 193H233ZM239 196V198H237ZM95 197V198H94ZM243 197V198H242ZM93 198V199H92ZM104 198V199H103ZM79 199L82 201L81 203H79ZM93 200V201H92ZM99 200V201H98ZM247 200V201H246ZM92 201V202H91ZM248 201H250V203H248ZM91 203V206L89 207V209L86 211V212H84L83 214H82V216L80 217V214H79V212H80V210L82 209V207H83V205L84 204H90ZM100 202V203H101ZM105 202H103V203H105ZM253 204H252V203ZM261 202H262V204H261ZM103 203H101L100 205H102ZM257 203H259L258 205H260V206H258V205H256ZM92 204H94V205H92ZM249 204V205H248ZM254 204H255V206H254ZM226 205H227V203H226ZM243 205V206H242ZM107 206V205H106ZM96 207V208H95ZM229 207V206H228ZM228 207H227V209H228ZM234 207V208H233ZM258 207V208H257ZM239 210H238V209ZM241 208V209H240ZM258 209V210H257ZM91 210V211H90ZM93 210V211H92ZM241 210V211H240ZM243 210V211H242ZM250 211V212H249ZM241 214H240V213ZM245 212H246V214H245ZM250 214H249V213ZM237 214H238V216L239 217H237ZM87 215H88V217H87ZM248 215V216H247ZM250 217V218H249ZM263 217H264V214H263ZM256 218V217H255ZM81 219V220H80ZM252 222H254V223H252ZM88 223V224H87ZM83 224V225H82ZM251 224V225H250ZM82 225V226H81ZM82 227V228H81ZM239 228H241V227H239ZM259 228V229H258ZM242 230V229H241ZM248 230H250V231H248ZM243 231H245V230H243ZM261 231V232H260ZM264 231V230H263ZM246 232V231H245ZM254 233V234H253ZM256 235V236H255ZM258 235V236H257ZM261 237V238H260ZM256 238H258V240L256 239ZM22 243H23V245L24 246H30V249H29V252H34V250H35V248L33 247V246H31V245H29V243H27V241L26 240H23L22 241ZM262 248V249H263ZM262 252H263V255H264V251L262 250ZM0 255H3V254H1L0 253Z\"/></svg>","mask_w":264,"mask_h":264}]
</instances>
